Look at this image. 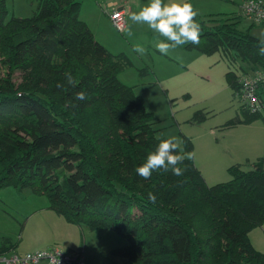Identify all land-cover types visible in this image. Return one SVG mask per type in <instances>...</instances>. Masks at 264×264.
I'll return each instance as SVG.
<instances>
[{
    "label": "trees",
    "instance_id": "obj_1",
    "mask_svg": "<svg viewBox=\"0 0 264 264\" xmlns=\"http://www.w3.org/2000/svg\"><path fill=\"white\" fill-rule=\"evenodd\" d=\"M79 9L78 0H39L31 16L6 18L0 0V188L28 187L69 223L112 229L127 240L112 252L135 264H264L247 235L264 221L262 160L230 165V179L214 184L193 159L178 165L181 176L140 177L135 169L160 142L153 114L118 78L131 61L109 52ZM238 21L198 20L200 42L186 46L237 64L225 79L239 97L241 77L264 72V44ZM16 69L26 74L17 86ZM259 97L264 106L263 88ZM263 114L241 100L229 123ZM16 246L3 237L0 256Z\"/></svg>",
    "mask_w": 264,
    "mask_h": 264
},
{
    "label": "rangeland",
    "instance_id": "obj_2",
    "mask_svg": "<svg viewBox=\"0 0 264 264\" xmlns=\"http://www.w3.org/2000/svg\"><path fill=\"white\" fill-rule=\"evenodd\" d=\"M38 1L5 0L6 18L31 16ZM78 1L79 16L86 20L94 37L109 52L123 54L131 61V66L121 70L118 78L142 98L145 108L153 114L156 137L161 134L165 139L179 138L185 152L194 154V164L207 184L230 179L228 167L233 164L247 167L248 162L260 158L264 166V114L251 121L229 123L232 117L240 114L241 100L232 93L225 72L233 69L238 73L237 64L230 65L219 51L208 54L186 44L162 55L154 45L164 38L146 24L132 23L129 12L127 28L119 31L104 12L103 7L109 0ZM112 1L139 10L148 3V0ZM188 2L199 13L196 21L239 14L238 28L249 30L250 34L262 39L264 24L254 23L240 13L243 0ZM136 45L147 49L144 56L133 51ZM10 76L17 86L26 74L16 69ZM185 137L191 143L190 151L186 148ZM1 189L0 213L5 215L0 214V242L3 237L9 238L12 243H17L16 248L21 254L34 244L56 245L62 249L70 246L82 250L86 264V260L89 264H135L112 252L113 248L127 243L124 236L112 229H90L74 224H65L69 225V231L58 229L59 226L44 214L54 212L39 209L47 204L45 196L33 193L28 187L20 194L9 193L13 191L11 186ZM247 235L252 246L264 252V221L251 227ZM3 256H8L7 252Z\"/></svg>",
    "mask_w": 264,
    "mask_h": 264
},
{
    "label": "clouds",
    "instance_id": "obj_3",
    "mask_svg": "<svg viewBox=\"0 0 264 264\" xmlns=\"http://www.w3.org/2000/svg\"><path fill=\"white\" fill-rule=\"evenodd\" d=\"M198 15V11L188 0H148L138 12H131L129 19L134 24H146L153 32L163 37L164 39L158 40L154 47L162 55H168L178 46L199 44L201 26L195 19ZM261 43L264 44V34ZM133 51L144 56L147 49L136 45ZM259 52L264 55V47H260ZM69 82L71 83L70 77ZM76 98L83 100L85 93H77ZM157 139L160 142L155 151L147 155L145 163L135 169L136 173L145 180L149 179L154 171L161 169L171 171L176 176L183 175V169L178 165L185 159H192L194 154L185 152L183 142L177 137L162 139L161 134H157ZM148 199L154 204L157 197L149 193ZM56 264H59V259Z\"/></svg>",
    "mask_w": 264,
    "mask_h": 264
},
{
    "label": "built area",
    "instance_id": "obj_4",
    "mask_svg": "<svg viewBox=\"0 0 264 264\" xmlns=\"http://www.w3.org/2000/svg\"><path fill=\"white\" fill-rule=\"evenodd\" d=\"M114 27L123 31L126 27V3L110 2L105 7ZM242 15L254 23L264 22V2L262 0H243ZM264 89V72L245 74L240 79L239 97L252 110L264 109L259 97V91ZM86 264L84 256L79 250L62 249L56 245L45 249L28 251L23 254L12 252L8 256H0L6 264H33L41 260L48 264Z\"/></svg>",
    "mask_w": 264,
    "mask_h": 264
},
{
    "label": "crops",
    "instance_id": "obj_5",
    "mask_svg": "<svg viewBox=\"0 0 264 264\" xmlns=\"http://www.w3.org/2000/svg\"><path fill=\"white\" fill-rule=\"evenodd\" d=\"M110 2H117V1H112V0H109L108 2H106L107 4H105V6L103 7V8H105L106 7V5H108V3H110ZM118 3H123V2H118ZM241 8H242V5H241ZM139 10V8H137V7H128L127 8V13L129 12V13H131V12H133V11H138ZM104 12H105V10H104ZM106 13V12H105ZM240 13L242 14V11L240 10ZM106 15H107V13H106ZM127 15V14H126ZM236 15H239V14H236ZM108 16V15H107ZM240 16V15H239ZM109 17V16H108ZM82 20H84V21H86L85 19H83V18H81ZM127 24H128V22L126 21V27H125V29L127 28ZM124 29V30H125ZM250 74V73H249ZM13 188V191H9V193H18V194H20V193H22V192H24L23 190H25V188L26 187H23V188H21V189H17V188H14V187H12ZM0 190H3V189H1L0 188ZM5 190H10V189H5ZM0 201H3L1 198H0ZM18 201V200H17ZM44 208H46V209H44ZM41 211H43V210H45L44 212H54V213H44L46 216H48L49 218H51L52 220H53V222H54V225L55 226H59L58 227V229H66L67 231H69L70 230V227H68L69 225H65V224H72V223H69V222H67L64 218H63V216H61V215H59L58 213H56L55 211H53L52 209H49L48 207H47V204L46 205H44V206H41V208H39ZM0 212H1V210H0ZM0 214H2V215H5V213H0ZM54 214V215H53ZM61 218H63V219H61ZM62 220H65V222H67V223H63V221ZM74 225H76V224H74ZM72 226V225H71ZM32 239H33V237H32ZM48 246H45V245H43V244H34V245H32V247H30L28 250H26L25 252H28V251H33V250H39V249H45V248H47ZM66 249H69V250H79V249H73V248H71L70 246H67L66 247ZM79 251H81L82 252V250H79ZM12 252H17V253H22L19 249H17V248H14V249H11V250H9L8 252H7V254L9 255V254H11ZM24 252V251H23ZM83 253V252H82ZM87 261V264H89V261L88 260H86ZM0 264H6V263H4L3 261H0ZM33 264H48L46 261H44V260H41V261H39V262H37V263H33Z\"/></svg>",
    "mask_w": 264,
    "mask_h": 264
}]
</instances>
